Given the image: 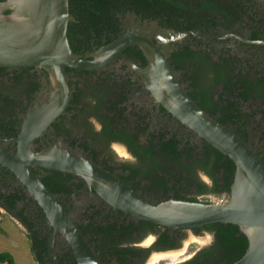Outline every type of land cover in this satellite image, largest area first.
<instances>
[{
  "label": "flooded vegetation",
  "instance_id": "1",
  "mask_svg": "<svg viewBox=\"0 0 264 264\" xmlns=\"http://www.w3.org/2000/svg\"><path fill=\"white\" fill-rule=\"evenodd\" d=\"M237 3L239 5L222 9V24L209 22L203 30L183 32L190 34V37L175 42L174 51L183 48L187 42L192 44L190 49L193 52L203 51L209 55L210 63L217 66L214 68L221 70L223 82L227 77L233 84L235 98L238 96L234 100L237 108L234 118L227 120L226 126L239 134L259 154L264 155V0H238ZM237 9L243 12L234 14L233 11ZM226 10L231 13L232 18H226ZM128 14L133 13H127L121 19L120 34L126 31L122 20ZM135 16L136 21H141L142 24L155 23L159 28L170 29L163 27L157 20ZM91 45L92 51L85 49L80 54L83 58L101 48L96 46L95 40H92ZM127 51L101 70L64 68L66 84L72 96L69 106L32 140L30 151L42 153L56 147L79 152L123 180L141 197L156 204L172 199H196L197 202L206 199V203H221L227 196L219 195L213 190L215 184L208 173L212 164L207 160V153L206 171L196 168V173H192V161L183 157L181 162L187 168V173L181 175L185 178L183 183L169 182V190L156 192L151 189L155 182L144 177L146 168L140 157L142 151H134L125 140L119 139L124 135L128 141L132 140L141 146V149L151 142L159 148L162 141L177 139L181 149L186 145L196 148L193 152L195 160L201 158L199 152L205 141L166 110L151 90H146L140 69L146 68L148 61L145 65ZM190 67L189 65L188 74L196 70ZM198 67L202 71L199 81L206 88V84H209L207 76L210 66L204 61ZM174 70L190 95L194 91L192 82L182 78L185 73L183 70ZM52 90V76L45 69L0 67V146L12 153H20L18 141L27 127V116L31 111L41 114V108L53 94ZM244 90L250 93L247 99L241 96ZM211 91L215 99H218L219 94L223 95L221 104L227 105L230 93L225 90V84H221L219 88L214 87ZM41 117L42 115L39 119ZM214 117L217 120L222 114L218 113ZM36 121L39 120L29 122L30 127L36 126ZM32 130L35 131L36 128ZM114 134L119 137L114 138ZM206 145L209 144L206 142ZM30 168L41 181L42 178L51 181L50 185L42 182L71 214L82 234L88 235L85 238L100 264H146L151 255L158 257L155 264H191L193 261L201 264H226L214 232L206 229V226L192 230H175L156 224L144 227L143 220L111 206L87 180L41 167ZM194 175L198 181L188 189L191 184L188 179ZM201 184L206 189L201 188ZM2 214L15 220L24 229L31 248L36 238L41 241L40 244L45 245L47 242L48 248L50 247L54 229L46 214L33 196H30L27 186L20 178L0 162V232L4 231ZM127 231L129 234L124 235ZM107 235L110 240L104 246L103 238L107 239ZM54 245L60 264H74V252L62 233L54 235ZM123 259L124 262L121 261ZM45 264H54L50 250Z\"/></svg>",
  "mask_w": 264,
  "mask_h": 264
},
{
  "label": "water",
  "instance_id": "2",
  "mask_svg": "<svg viewBox=\"0 0 264 264\" xmlns=\"http://www.w3.org/2000/svg\"><path fill=\"white\" fill-rule=\"evenodd\" d=\"M69 2H0V67L42 68L52 76L53 94L41 108V114L31 111L27 116V127L18 141L20 153H12L0 146V162L27 186L30 196L43 209L54 229L49 247L53 263L60 264L54 245V235L59 232L72 248L78 264H100L74 218L31 170V166L79 176L87 180L111 206L166 228L192 230L216 223L237 225L247 236L249 247L234 264H264V155L230 127L206 113L179 81L169 56L174 51V43L189 38L190 34L162 29L155 23L142 24L136 21L135 15L128 14L122 20L126 31L83 58L73 52L68 38L69 23L74 21ZM7 11L10 13L6 14ZM133 46H138L148 61L147 67L140 69L146 90H151L166 110L235 163L231 194L224 203L172 199L156 204L141 197L123 180L79 152L56 147L42 153L30 151L32 140L69 106L72 96L68 91L64 68L101 70ZM34 120L39 121H36V126L30 127L29 122Z\"/></svg>",
  "mask_w": 264,
  "mask_h": 264
},
{
  "label": "trees",
  "instance_id": "3",
  "mask_svg": "<svg viewBox=\"0 0 264 264\" xmlns=\"http://www.w3.org/2000/svg\"><path fill=\"white\" fill-rule=\"evenodd\" d=\"M3 1L6 0H0V2ZM237 2L238 0H70V14L74 17V21L69 23L68 38L73 52L78 55L83 54L85 49L92 51L90 48L92 47V40H95L97 47H102L120 35L122 27L121 16L123 17L127 13H133L141 19L157 20L166 28L182 31V33H191L205 29L210 24L209 22L215 25L222 24L220 18L222 9H228L231 5H239ZM226 12L227 19L233 17L228 10ZM241 12L243 11L240 9L233 11L234 14ZM9 13L10 11L6 12V14ZM185 44L183 48L171 53L169 57L171 66L174 69L185 72L182 78L192 82L191 87L194 88V91L190 93V96L199 106L212 117L221 113L222 117H218L217 121L227 125V120L234 118V111L237 110L234 100L238 96L235 98V93L232 90L233 84L227 77H225V82H223L224 79H222L221 70L214 68L217 66L214 63L213 65L210 63L208 54L203 51L193 52L190 49L192 44L187 42ZM127 53L132 56L134 55L145 65L147 64V59L138 46L129 48ZM200 59L202 61H199ZM196 60L197 62H195ZM204 61L210 66L208 67L209 75L207 76V82L209 84H206V88H203L204 86L199 81L202 71L198 66L199 63L201 65ZM189 65L196 69L192 74L187 73ZM210 70L211 74H213L212 76L210 75ZM239 79L245 82L243 77ZM221 84H225V90H229L230 93L229 98L227 97L226 100V106L221 104L223 95L219 94L218 99L212 96V88H219ZM249 94L248 91L244 90L241 96L247 99ZM117 136L119 137V135L114 134V138ZM119 139L125 140L134 151H142L143 154L140 157L144 163L143 167L146 168L144 177L155 182L153 188H151L152 191L161 192L162 190H169V182H173L174 184L183 183L185 178L181 175L187 173L185 164L181 162L183 157L192 161L194 165L190 166L192 173H196V168L206 171L207 153V160L212 164L209 167L208 173L215 184V189L213 190L219 195L225 194L227 198L230 197L236 165L229 157L222 154L210 144L206 145V141H204V147L200 148L199 155H201V158L195 160L193 159V152L196 151V148L186 145L181 149L177 139L162 141L159 148L151 142L142 149L134 141H128L124 135L122 137L120 136ZM86 149L88 150V148ZM221 176H224V178ZM196 177L194 175L188 179L192 184H189L188 189L196 185L198 181ZM42 181L46 185H50L51 183L50 180V182L48 181V178H42ZM200 186L206 189L205 185L201 184ZM190 201L197 202L198 200L191 199ZM142 223L144 227L154 226L153 223L147 221H142ZM206 229L214 232L217 246L224 254L226 264H234L245 255L249 247V240L237 225L216 223L207 225ZM99 234L97 235L99 236ZM126 234H129L128 231L124 233V235ZM85 236L88 237L87 234ZM106 237L108 240L103 238L105 241L103 242L104 246L108 244L106 241L110 240V236L107 235ZM37 239L32 242L31 250L36 262L45 264L49 256L48 244L46 240H44L46 242L45 245L44 243L40 244L41 241L39 242ZM212 255L213 253H211ZM72 261H74V264H77L74 258ZM121 261L124 262L125 260L123 259ZM7 262L14 264L11 254H0V264ZM191 264L201 263L193 261Z\"/></svg>",
  "mask_w": 264,
  "mask_h": 264
},
{
  "label": "rangeland",
  "instance_id": "4",
  "mask_svg": "<svg viewBox=\"0 0 264 264\" xmlns=\"http://www.w3.org/2000/svg\"><path fill=\"white\" fill-rule=\"evenodd\" d=\"M205 200L206 199L201 202L206 203ZM227 200L228 198L226 197L222 203ZM1 218H3L4 231L0 232V254H11L14 264H37L31 250L30 241L27 238L24 229L20 227L15 220L11 219L6 214H2ZM153 258H155V260H153ZM152 261V264L157 263L158 257H156V255H151L146 264H151ZM5 264H9V262ZM158 264L166 263L161 262Z\"/></svg>",
  "mask_w": 264,
  "mask_h": 264
},
{
  "label": "bare ground",
  "instance_id": "5",
  "mask_svg": "<svg viewBox=\"0 0 264 264\" xmlns=\"http://www.w3.org/2000/svg\"><path fill=\"white\" fill-rule=\"evenodd\" d=\"M155 35V34H154ZM155 38V36H153ZM157 257V256H156ZM157 259V258H156ZM153 260H155V258H153ZM153 263V261L151 262V264Z\"/></svg>",
  "mask_w": 264,
  "mask_h": 264
},
{
  "label": "built area",
  "instance_id": "6",
  "mask_svg": "<svg viewBox=\"0 0 264 264\" xmlns=\"http://www.w3.org/2000/svg\"><path fill=\"white\" fill-rule=\"evenodd\" d=\"M223 201H224V200H223ZM223 201H222V202H223ZM222 202H221V203H222Z\"/></svg>",
  "mask_w": 264,
  "mask_h": 264
}]
</instances>
